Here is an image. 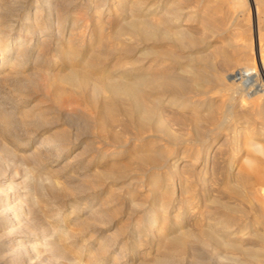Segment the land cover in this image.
I'll use <instances>...</instances> for the list:
<instances>
[{"label": "bare ground", "instance_id": "bare-ground-1", "mask_svg": "<svg viewBox=\"0 0 264 264\" xmlns=\"http://www.w3.org/2000/svg\"><path fill=\"white\" fill-rule=\"evenodd\" d=\"M2 1L0 0V75L5 65L12 69L17 67L19 63L22 64L23 59L27 57L26 55L29 51H35L36 63L40 64L35 70L44 71L47 74H49V68L53 64H56L55 62L51 63L50 60L69 59L72 64L68 65L66 68L67 73L65 72L62 76L60 75V79L64 83L69 84L71 88L75 87L83 92L91 86L90 92L87 94V103L89 109L92 111L89 113V116L96 129L95 138L99 145H109L112 148L110 154L116 157L118 155H115L117 154L115 149L120 146L126 147L132 145L133 147H137L132 152V155L136 159L134 161V167H137L136 169L139 170L142 168L151 174L150 178L146 180V184L149 192L153 195V204L143 212L144 221L142 220L141 224L139 223L140 225L134 230L136 236L138 238L145 237L144 242L147 241V237H155L157 241L162 240L164 245L178 244L180 247H184L187 239L193 237L198 242L212 248L213 255L216 258L215 264H264V170H262L263 167L259 168L254 166V163L252 164L251 162V153L248 154L250 150L259 153L264 152V144L258 142V140H264V107L261 106V102L264 101V88L255 87L257 90L252 93H247L246 96L250 100L252 95H254L253 100H257L259 97L260 106L257 105L254 109L256 114L252 115L249 111L250 115L245 113L237 117L234 113L235 110L234 112L231 111L232 107L230 108V105L215 112L210 99L202 100V98L201 101H191L186 96L188 93L206 94L211 90H215L216 93L221 94L226 93V90L236 91L238 85L234 88V84L230 80L236 77L240 80L239 84L241 83L244 87L249 85L251 87L254 82L252 68L247 66L239 69V71L229 75L227 79L222 77L220 73L212 75L206 71L208 72L206 75L203 69H199L196 66L197 63L195 64L196 60L194 55H201L209 47H195L197 45L196 37L184 28V26L192 23L191 18L186 17L181 11L182 9L178 10L168 7L167 0H94V13L89 17V21H85V23L75 16H73L75 18H68V16L71 17L69 10H72L74 7L72 4L73 0H60L66 5L64 12H60L58 9L57 0H34L35 2L33 1L27 5L28 7L23 4L18 6L17 3H19V0H11L8 3L10 4L9 6ZM86 1L88 0H84L83 3ZM110 1H115V6L121 9L119 15L115 14L109 18V21L112 22L111 24L103 21L102 18L105 12L109 15L116 10H112V6L108 4ZM230 3L235 12L247 7V5L245 6V0H230ZM258 6V1L256 2L255 0V5L253 6L257 25L255 40L258 39L260 22L264 19V12L258 14ZM105 19L107 18L105 17ZM69 20L71 21V25H68ZM68 26L69 37L64 40L63 34ZM224 30L226 31V29ZM104 35L105 38H103ZM106 35L113 41L110 42L109 47H104L107 44ZM125 36H129V39L130 37L133 38L136 41V46L128 45L124 39ZM31 42L33 44L29 46ZM73 44L78 45L84 51L80 53H78L79 50H76L77 53L74 52L75 50L68 51L69 49L61 51L62 48L72 47ZM162 44L175 45L179 47V50L180 48L181 50L188 48V56L186 59L177 53L169 54L166 58L161 57L162 55L158 56L155 48L160 47ZM206 44L208 42L205 44L203 42V46ZM138 45L142 46L138 47ZM50 47H53L52 50L54 51V55H56L52 56V58L47 57L49 53L48 48ZM90 47L94 48L87 51ZM231 48L232 52L235 50V53H243L238 50L239 48ZM229 51L225 50L223 54H221L222 52H217L220 55L218 57H221L220 59L223 61L225 67L227 65L229 67L233 65V57H231L232 55L229 54ZM149 55L155 56L149 59ZM81 56L86 57V59L84 60ZM102 57L104 58L103 61L101 59ZM207 67L212 69V66ZM262 76L264 79V68ZM262 85L264 86V84ZM2 87L0 78V162L5 157L10 159L16 157V149L20 145L17 131L22 126V124L20 126V121H18L19 118L16 117V109L19 107L18 99L5 93ZM259 91L263 93L258 94ZM83 96L85 97V95ZM165 101H167V104L181 109H187L192 115L189 121L195 128L193 130L195 138L182 142L190 143V145L194 144L196 148L194 151L189 150L188 152H184L183 150L182 156L180 155L177 160L171 163V166L177 168L178 161L189 156L193 158L195 163L200 162L201 170L204 171L203 173H210L211 177L218 172L216 171L217 168H224L226 166L228 170L227 173H224L223 183L221 181V184H223L221 195H228L229 201L226 198L225 201H222L217 196H215L216 198L214 197L212 185L210 186L206 182L207 178H204L203 174L197 178L201 183L199 186L193 181L194 179L192 180L191 174H181L180 172L177 175L179 179H182V184L177 188L171 182L170 169L166 168V164L162 160V158L170 155L169 153L171 152L165 154L156 148L157 141L161 137L170 140L171 145H176L177 143L171 136L170 131L164 127V121L158 112L159 106ZM202 109L204 111L200 112ZM118 112H122L129 119L128 125L132 127V136L130 138L123 139L118 134V131L115 130L119 122L116 118ZM23 113L27 114L31 112L27 111ZM23 113L21 114L23 118L21 123H28V116ZM257 119L261 120L259 124L261 132L257 134L252 133L251 136L243 138L241 136H236L232 139L229 137L231 142L236 141L235 143H238L242 141V145H244L246 143L245 141L248 140L250 143H248L249 146L246 149V154H243L244 156L242 158L240 157V160H236L237 157L234 155L227 156L221 152H218L219 154L214 152L211 155L212 143L218 141L224 131H228L233 126V128L231 127L232 130H229L230 133L232 135H238L241 132L238 131L237 127L241 125V122H245V120L255 121ZM31 122L29 120V123ZM236 125L237 127H235ZM202 127H207L205 133L201 130ZM82 128L84 129L85 127ZM246 130L243 132H246ZM77 140L78 137H75L73 140H69L66 137H59L58 139L47 138L40 145L35 146L34 151L30 155L24 157L29 158L33 165H38L42 158L50 159L51 156L57 158L62 154L68 153L74 145V141ZM221 146L223 144L217 146L216 150H219ZM100 147L103 148V146H97V152L99 154L101 153L103 157L106 156L107 154ZM190 151H192V155H190ZM5 160L7 161V159ZM241 160L246 163L245 167L242 165L243 162ZM7 165L9 166V164H6L5 168L8 167ZM10 167H13V165ZM234 167L237 170L235 173H232L231 170ZM5 168L0 166V178L2 179L0 182H3L5 179L2 176L3 171H7L3 170ZM183 168H185V165L181 167V169ZM221 171L218 173L222 174ZM26 173L28 174V172ZM27 174L26 178L30 181L32 176ZM8 185L10 187L11 184L9 183ZM197 189H202L200 192L206 196L210 195L206 201L204 200L202 210H193L197 206L196 201L199 200ZM31 195L26 196L30 198ZM176 195L179 197L178 201H181L179 202V206L183 207L184 215L180 221L175 220L173 224L171 223L175 233L170 234L172 231H169L170 227H168L167 223L170 221L169 212ZM212 195L214 197H212L213 199L210 198ZM22 198L24 199L23 196ZM230 200H233V202H230ZM210 209H214L213 212ZM27 210L25 207L22 210L20 193H17V191L10 194L8 192H0V223L6 226L8 230L6 233L13 238L14 242L20 241L21 221L26 220V217L30 215V210ZM191 210L193 211L191 212ZM13 213H17L16 216H19V218L13 220L11 218ZM189 214H192L191 216L193 217H191V223H184L185 216ZM97 215H101L100 208L93 210L89 216L94 217ZM43 217L44 220L47 219V215ZM34 221L36 223L37 219H34ZM40 228H42L41 224H39L37 230L35 229V232H38ZM47 231V233L41 232L39 234L40 237H36V243L34 242V244L32 243L29 247L25 248L23 253L20 254L18 252L16 259L28 257V249L32 250L36 245H39L49 249L56 259L72 260L75 264H81L79 263L80 261H76V258L73 257L74 254L77 255L80 253V250L75 248L73 244L67 245L65 240L69 237L59 227H51V230L47 228ZM29 234L27 236L28 239L32 237L31 232ZM161 245H156L155 253L150 257L152 260L151 263H147L146 259L142 256L143 262L141 261L140 263L171 264L172 262L164 260L160 252L162 249ZM105 249L103 248L102 251ZM120 250L122 252L125 248L121 246ZM131 252L136 251L132 250ZM89 261L91 264L100 263V259H97L95 255L91 256ZM12 264L20 263L13 262Z\"/></svg>", "mask_w": 264, "mask_h": 264}, {"label": "rangeland", "instance_id": "rangeland-1", "mask_svg": "<svg viewBox=\"0 0 264 264\" xmlns=\"http://www.w3.org/2000/svg\"><path fill=\"white\" fill-rule=\"evenodd\" d=\"M10 1L11 0H3L2 2H4V4L7 3L6 5L9 6L10 4L8 3H10ZM33 1L34 0H19L17 5L19 6L20 4H23L27 6ZM83 1L84 0H73L72 4L74 7L72 10H69L71 15V17L68 16L69 19L76 17L79 20L81 19L83 23H85V21H89V17L94 13L95 1L88 0L84 3ZM257 1L259 5L258 14H262V12H264V0H256V2ZM166 2L168 7L178 10L182 9L181 11L185 14V16L191 18L192 23L184 26V28L196 37L197 45L195 47H209L203 51L201 55H194L196 60L195 64L197 63L196 66L199 69H203L206 75L208 72L212 75L220 73L222 77L227 79V77L232 73L247 66L252 68L254 72L252 74L254 82L251 87L250 85L244 87L241 83L239 84L240 80L236 77L230 79L234 84V88L238 85L236 91L226 90V93L221 94L216 93L215 90H211L206 94L199 95L188 93L186 96L191 101H201L202 98V100L210 99L215 112L221 110V108H225L227 105H230V108L232 107L231 111L234 112L235 110L234 113L236 117L245 113L249 114L250 112L252 115L256 114L254 109L257 105L260 106L259 97L257 100H253L254 95H252L251 100L246 97L247 93H252L257 90L255 87L264 88L262 85L264 84L262 76L264 68V19L260 22L258 27V39L255 40L257 31L256 16L253 7L255 5V0H245V6L247 5V7L238 12H235L232 9L230 0H167ZM56 3L58 4L60 12H64L66 10V5H64L60 0H57ZM108 4L112 6V10H116L109 15L105 12L102 18L103 21H107L111 24L112 22L109 21V18L113 17L115 14L119 15L121 9L115 6V1H110ZM76 8L78 9L75 10ZM105 17L107 19H105ZM234 20H236L235 23ZM68 25H71L70 20ZM224 29H226V31ZM223 31L225 32L223 33ZM68 34L69 26L64 31V40L69 37ZM125 37L124 39L128 45L134 47L136 46V41L133 38L130 37L129 39V36ZM103 38H105V35ZM106 41L107 44L104 47H109L110 42H113L112 39L107 37V35ZM203 42L204 44L208 42V44L203 46ZM32 44L33 43L31 42L29 46ZM141 46L142 45H138V47ZM231 47H235L236 49L239 48L238 50L243 53H235V50L232 52ZM93 48L94 47H90L87 51L92 50ZM220 48L222 49L220 50ZM52 49L53 47L48 48V58L56 56L54 55V51ZM67 49H69L68 51L75 50V53H77L76 50H79L78 53L84 51V49H81V47L74 44L72 47L62 48L61 51H66ZM155 49L157 52L156 54L158 56L162 55L161 57L163 58L168 57L169 54L177 53L186 59L189 53L188 48L182 50L180 48L179 50V47L175 45L171 46L169 44H162L160 47H156ZM225 50H230L229 54L233 57V65L230 67L229 65L225 67L223 61L220 59L221 57H218L220 56L218 53L222 52L221 54H223V51L225 52ZM26 56L27 57L23 59L22 64L19 63L17 67L11 69L9 66L5 65L3 68L4 70L2 69L0 75L3 91L8 95L13 96V98L18 99L19 107L16 109V117L19 118L18 121H20V126L22 124L17 131V136L20 139V145L16 149V157L11 159L5 157L4 160L7 159V161L5 160V162L3 160L0 162V166H2V168H5V165L9 164V166L7 165V168L3 169L7 171H3L2 173V176L5 179L3 182H0V192H8L10 194L17 191V193H20V205L22 206V210H24V207L26 210H30V215L29 217H26V220L24 219L21 221L20 241H16L17 243L14 242L10 235H7L6 232H8V230L6 229V226L0 223V264H12L13 262L20 264H75L72 260L68 261L60 258L56 259L49 249L39 245H36V247L32 250L30 249L32 252L28 249L29 258L24 257L16 259L18 252H20V254L23 253L25 248L37 241L41 232L47 233V228L51 230V227H59L64 234L69 237L65 240L67 245L73 244L75 248L80 250V253L77 255L74 254L73 257L76 258V261H80L79 263L81 264H91L89 260L93 255H95L97 259H100L99 264H141L140 262H143L141 256L146 259L147 263H151L152 260L150 257L154 255L157 244H162L160 252L162 253L164 260L172 262L171 264H215L216 258L213 255L212 248L206 244L198 242L193 237H189L184 247H180L178 244L164 245L162 240L157 241L155 237H147V241L144 242L145 237L138 238L136 236L134 230L141 224L142 220L144 221L143 212H145V209L153 204V195L149 192L146 184V180L150 178L151 174L142 168L139 170L136 169L137 167H134V161L136 159L135 156L132 155V152L137 147H133L132 145L123 147L119 145L120 147L115 149L117 153L115 155H118V157H116L110 154V150H112V148L109 145H99L95 138L96 129L91 117L89 116V113L92 111L89 109V105L87 103V94H89L91 86L86 88L83 92L75 87H72V89L69 84L64 83L60 79L65 72L67 73L66 68L68 65L72 64L69 59L57 61L50 60L51 63L55 62L56 64H53L49 68V74H47L44 71L35 70L40 65L39 63H36L35 51H29ZM154 56L155 55H149V59ZM103 57L101 58L102 61L105 58ZM81 58H84V60L86 59V57L83 56H81ZM207 66H212V69H209ZM262 93V91L258 92V94ZM82 95H85V97H82ZM229 99L231 100L229 101ZM261 106L264 107V101L261 102ZM27 111L31 113H23ZM203 111L204 110L202 109L200 112ZM158 112L164 121V127L170 131L171 136L177 142L176 145H171L172 143L170 140L161 137V139L157 141L156 145V148L162 153L168 154V152H171L169 153L170 155L162 158V160L165 162L166 168L170 169L172 177L170 180L174 183V186L178 188L180 184H182V179H179L177 175L179 172L181 174H191L192 180L194 179L193 181H195L198 186L201 183L197 178L203 174L204 178H207L206 182H208L210 186L212 185L211 187L214 197L217 196V198L222 201H225L226 199L229 201L228 195H221L223 185L221 184V181L223 183L225 176L224 173H227L228 170L226 166H224V168L218 166L221 169L217 168L216 171L220 172V170H222V174L217 172L214 174L216 177L214 175L211 177L210 173L204 174V171L201 170L200 162L195 163L193 158L189 156H186L184 157L185 159L178 161L177 168L171 166V163L177 160L180 155L182 156L183 150L184 152H188L189 150L194 151L196 148V145L194 144L190 145V143L187 144V142H182L186 140L190 141L195 138V133L193 131L195 128L189 121L192 117L191 113L188 112L187 109H181L171 104H167V101L163 102L159 106ZM22 113L28 116V123L29 120L32 122L29 124L21 123L23 121L21 116ZM85 116L87 119H85ZM116 118L119 122L117 123L115 130L118 131V134L121 135L123 139L130 138L132 136V127L131 125H128V117L123 115L122 112H118L116 114ZM260 121V119L255 121L245 120V122L243 121L240 123L242 126L239 125L237 127L236 125L235 127H237L238 131L241 132L238 133V135H232V133H230L233 128V126H231L232 128L230 127L228 131L223 132L218 141H214V143H212L211 155H213L214 152H221L225 153L227 156L234 155L237 157L236 160H240L246 154V149L250 143L247 140L245 141L246 143L242 145V141L235 143L236 141L231 142L230 138L232 139L236 136H241L242 138L247 136L249 137L252 133L257 134L261 132V128L259 127ZM82 123L84 124L82 125ZM82 127L85 128L83 129ZM202 128L201 130L205 133L207 127ZM244 129H247V133L243 132L245 131ZM158 135H160V133H158ZM59 137H66L69 140H73L75 137H78V140L74 141V145L68 153L62 154L57 158H53L52 156L50 159L42 158L38 165H33L29 158L24 157L30 155L34 151L35 146L40 145L42 142L47 140V138L58 139ZM211 142L213 141L211 140ZM258 142L264 144L263 139L258 140ZM221 144H223V146H221L219 150H216V147ZM97 146H103V148H100L101 150H104L107 155L103 157L101 153L99 154L96 149ZM192 151H190V153ZM239 151L241 152L238 153ZM250 153L252 164L254 163L253 165L259 168L263 167L262 170H264V152L259 153L250 150L248 154ZM190 155H192V153ZM242 160L241 162H243ZM12 165L13 167H10ZM183 165H185V168L181 169ZM242 165L245 167L246 163L243 162ZM236 170L237 169L234 167L231 172L235 173ZM26 172H28V174ZM26 174L32 176L30 181L26 178ZM221 175L223 176L221 177ZM125 176L127 177L125 178ZM0 180L2 179L0 178ZM7 183L13 185H10L9 187ZM200 191H202V189H197L199 200L196 201L197 206H195L193 210H202L204 200L206 201L207 197L210 196H206ZM27 192L28 194L26 195H31L30 198L25 195ZM213 195L210 197L211 199L214 198ZM174 199L175 200H173L169 212L170 221L167 223L168 227H170L169 231H172L170 234L175 233V230L172 228L173 221H180L184 215L183 207L179 206V202H181L178 201L179 197L176 195ZM230 202H233V200H230ZM96 208L101 209V215L94 217L89 216L93 210H96ZM193 210H191V212ZM213 210L214 209L211 211L213 212ZM16 214L17 213L12 214L11 218L13 220L19 218ZM45 215H47L46 220H44L43 217ZM191 215L192 214L185 216L184 223H191L193 218ZM34 219H37L36 223V220L34 221ZM39 224H41L42 228H40V230L38 229V232H35V229L37 230ZM48 224L50 225V228ZM33 230L35 233L32 232ZM30 232L32 237L28 239L27 236L30 235ZM32 233L36 235L34 236ZM121 246L125 248L122 252L120 250ZM103 248L106 249L102 251ZM132 250L136 252H131ZM9 257L12 258L10 259Z\"/></svg>", "mask_w": 264, "mask_h": 264}]
</instances>
